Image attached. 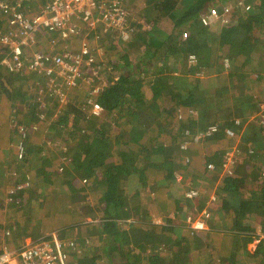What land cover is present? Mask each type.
Listing matches in <instances>:
<instances>
[{"label":"trees","instance_id":"1","mask_svg":"<svg viewBox=\"0 0 264 264\" xmlns=\"http://www.w3.org/2000/svg\"><path fill=\"white\" fill-rule=\"evenodd\" d=\"M122 1L128 6L136 0ZM221 1L180 0L175 12L172 9L168 13L165 12L168 8H160L159 0H148L147 10L154 12L153 20L145 19L148 27L134 23L132 37L121 46L110 37L102 40L104 34L96 33L92 42L93 39L100 41L104 48L102 59L95 56L97 73L91 77L88 74L82 80L86 82L83 94L77 92L72 98L67 91L70 89L65 88L68 101L63 104L49 90L47 80L37 86L26 74H13L7 69L3 76L0 71V214L6 215L4 220L0 219L2 242L14 244L11 247L21 245L17 242L18 235L9 237L10 234L4 233L3 236V231L9 228L16 233L21 225L16 219L29 214L32 207L36 211L42 208L51 192L49 187L54 185L59 186L57 193L76 195L77 202L73 211L71 208L69 211L74 235L67 239L74 240L81 249L72 255L79 259L78 264H105L113 243L121 250L117 264H174L178 255L186 258L181 264H264V237L257 234L264 233V183L248 197L241 196L240 192V187L245 185L241 182L244 172L249 171L246 170L248 165L253 168L250 171L255 178L264 171V163L253 162L255 155L264 154V128L260 130L253 122L257 118L249 120L252 114H241L243 123L236 124V117L230 112L232 106L242 103L246 97L250 99L243 102V106H247L248 111L259 108L260 100L245 93L264 85V0H231L226 17L232 20L223 24L221 30L209 34L206 27L210 25L202 22L207 14L204 12L209 13L210 7L223 11L225 4ZM7 27L6 18L0 12V30L6 31ZM186 31L192 34L188 45L183 36ZM39 36L42 50L48 51V41L54 33L44 30ZM137 48L139 51L133 60L129 53ZM191 53L196 55L193 63H189ZM2 58L0 52V61ZM226 61L229 72L224 71ZM87 70V73L93 71ZM96 85L99 86L97 92L93 89ZM243 88L247 92L244 93ZM237 90L241 92L238 94ZM90 99L100 104L104 112H93ZM159 100L164 102L163 106ZM211 109L221 125L206 142L226 135L229 139H221L230 145L236 139L234 133L245 129L242 141L247 148L239 150L233 173L224 174L216 184L217 200L223 201L221 213L233 208L235 218L228 216L225 225H215L214 212L210 211L211 229L193 234L185 229V235L176 232V224L159 225L158 232L168 237V242L174 241L175 250H156V245L147 250V245L140 244L133 249L123 227L124 221L132 218L142 222L152 211L151 201H158L157 205L167 210L174 208L181 200L173 195L172 189L182 188L183 182L192 185L197 180L199 172L192 165L199 159L190 154V162L182 161L184 151L180 142L186 125H192L195 117V120L206 119ZM20 142L25 145L21 157L13 148ZM6 147L10 149L7 163ZM224 159L225 151L217 160L210 158L209 162H214L217 170L208 169V162L199 160L205 170L201 182L206 189L214 188ZM35 162L40 166L36 168ZM13 163L15 168H12ZM155 168L166 170V174L158 190L152 193L148 175ZM29 181L42 191L26 198V189L19 185ZM211 181L212 186L208 185ZM160 184L166 192L164 201L161 197L158 200ZM8 188L14 192L6 194ZM189 189V197L185 199L193 195ZM90 191L99 196L103 217L98 222L87 221L82 214L83 205L90 203ZM7 195L14 199L9 201ZM143 200L147 202L141 203ZM31 212L35 217L36 212ZM35 220L33 218L30 228L26 229L32 232L33 239L37 231L32 230L40 222ZM248 220L252 224H247ZM63 222L60 219V223ZM10 233L13 235V231ZM257 239L256 248L250 249L248 245ZM97 241H100V252L93 254ZM109 262L111 264V260Z\"/></svg>","mask_w":264,"mask_h":264},{"label":"built area","instance_id":"2","mask_svg":"<svg viewBox=\"0 0 264 264\" xmlns=\"http://www.w3.org/2000/svg\"><path fill=\"white\" fill-rule=\"evenodd\" d=\"M35 3L36 10L33 8ZM228 11V6H224L222 12L218 7H212L209 13L204 14L202 22L206 26L219 20L226 24L229 22L226 17ZM0 12L6 18L8 26L6 31L0 30V46L3 49L1 63L13 74L21 72L27 76H41L43 80H47L46 85L52 94L62 103L68 101L65 88L79 86L87 68L93 70L92 75L97 73L90 36H97L98 28L104 34L117 35L118 41L127 42L134 33V23H144L133 19L132 11L122 0H0ZM44 30L54 33L50 44L48 43V51L39 48L38 35ZM183 36L186 41L190 38L188 31L184 32ZM195 60L196 55L190 54V62ZM89 103L95 113L104 112V108L93 99H90ZM256 117L255 114L250 119ZM235 122L242 125L243 120L236 118ZM218 131L219 124L215 122L206 124L196 132L187 129L181 149L186 150L193 142L197 143ZM238 145L239 141L225 153L220 167V178L224 174L233 173V166L241 150ZM17 149L21 157L25 152V145L20 142ZM186 162H190V157L186 158ZM207 167L214 170L217 165L208 162ZM260 179H264V172ZM19 188L28 187L22 184ZM10 192L14 190L10 189ZM195 193L194 191L193 194ZM13 199L14 197L9 195L8 200ZM216 199L214 191L205 207L197 213L187 214L186 219L192 234L207 229L209 206ZM9 233L8 230L7 235ZM69 250L79 251L75 241L62 239L52 232L35 239L27 238L19 247L5 245L0 250V264H69Z\"/></svg>","mask_w":264,"mask_h":264},{"label":"crops","instance_id":"3","mask_svg":"<svg viewBox=\"0 0 264 264\" xmlns=\"http://www.w3.org/2000/svg\"><path fill=\"white\" fill-rule=\"evenodd\" d=\"M36 5V3L34 4V6ZM211 8V7H210ZM210 8L208 9V11L210 10ZM34 9H37V6H36V8H34ZM175 10H176V8H174V10L172 11V12H175ZM207 11V10H206ZM204 12V13H208V12ZM179 14V13H178ZM172 17L173 18H177V16L174 14V13H172ZM216 24L217 23V21H214L213 22V24ZM223 26V25H222ZM221 26V27H222ZM214 27V26H213ZM216 29H218V26H216ZM220 30H221V28H220ZM192 36V35H191ZM94 37V36H93ZM38 39L40 40V41H42V38L38 35ZM51 40H52V38L51 39H49V41H48V43L50 44V42H51ZM40 43V42H39ZM188 45V44H187ZM58 48V47H57ZM0 52L3 54V49H2V47L0 46ZM224 66H225V72H229L230 71V69H229V67H227L226 66V64H224ZM243 90V92L245 93V92H247V90L246 89H242ZM254 91H249L247 94L245 93V96L247 95V96H251V98L252 99H254V100H256L257 99V96L258 95H260L261 93H263V91H264V85H263V87L261 88V86H259V88L257 87V88H254L253 89ZM257 90V92H255ZM241 92V90H237V93L239 94ZM237 106L238 105H240L241 106V108H240V112H239V114H243L244 113V111H243V109H242V106H243V102L242 103H239V104H236ZM213 109H211L209 112H208V114H206V116H205V118L206 119H200V118H198V119H196L195 120V118H194V120H192L191 121V123L193 122V121H195V122H193L192 123V125H186V126H188L186 129H184V130H187L188 128H190V130H192L193 132H196L197 130H195L197 127L198 128H203V127H205V124H206V121H204V120H207V116H208V118H210L209 120H208V123L210 122H215V123H218V124H220L221 125V123L220 122H218L219 121V119L217 118V116H216V114H215V112H214V114H213ZM230 112H232L233 113V115H235V114H238V112H237V110H235L234 111V109H233V106H232V108L230 109ZM246 114H248V112L246 113ZM234 117V116H233ZM195 123H199V124H201V125H199V124H195ZM207 123V124H208ZM222 129H224V127H222ZM262 130V129H261ZM228 136H230V135H228ZM224 137H227L226 135H220V137L219 138H217V139H215V140H211V141H207L206 142V139L208 138V137H206L205 138V143L203 144V145H201V143H192L191 144V146H190V148L187 150H182V151H184V152H181V154H182V161H184V156H189L190 157V154H189V151H190V149L193 147H195V146H197V148H200L201 150H203V151H206L207 153L205 154V156H203L204 158H202L200 161H202L203 163H205V161H207V162H209V160H210V158L212 157L213 159H215V160H217V159H219V157H220V155L222 154V152L223 151H225V149H228L232 144V141H231V143H230V145L229 144H227V143H225L226 142V140H222L221 138H224ZM180 138H181V136H180ZM185 137H184V133H182V138H181V142H180V139H179V141H178V143L180 142V146H181V144H182V141H183V139H184ZM216 138V137H215ZM228 138V137H227ZM226 138V139H227ZM220 139V140H219ZM229 139V138H228ZM243 144L244 145H246L244 142H243ZM244 145H243V148H244ZM212 147V150L211 151H209V149ZM14 149H16V151L18 150L17 149V146H14L13 147ZM193 148H192V150H191V155L194 157V158H196V152H194L193 151ZM246 148H247V145H246ZM10 150V149H9ZM210 157V158H209ZM209 158V159H208ZM200 161L199 160H197L195 163H193V165H192V167L193 168H197V169H195V171L196 172H199L198 174V178H197V180H195L194 182H193V185H196V183H198V187L196 188V189H199L200 188V186H202L203 184H202V182L201 181H203L202 179H201V176H203V173L202 172H204L205 173V170H204V168H200V166H197V164L198 165H200ZM206 162V163H207ZM258 163V162H257ZM251 166L250 165H248L247 166V169L246 170H249L248 172H244V174H245V177L243 176L242 178H244L243 179V182H241V185H244V186H242V187H240V192H241V196L242 195H244L245 197H248L249 195H251L252 194V192L254 191V190H256V189H258V188H260L261 187V185L264 183V181L262 182L261 180H258V177L257 178H255V176H253V174H252V171H250V169H253V168H250ZM218 169V167H216V169H214V170H217ZM168 171V170H167ZM166 172V170L164 171V170H162V169H154V170H151V173L148 175V176H150V183H149V186H151V188H150V190L152 191V193L153 192H156L157 190H158V184L161 182V179L163 178V174H166L165 173ZM221 172V171H220ZM247 173H249V174H247ZM168 172H167V176H168ZM247 174V175H246ZM260 175V174H259ZM190 177V176H189ZM189 177H188V179H189ZM165 178H167L166 177V175H165ZM179 178H181V176H179ZM190 184V183H189ZM212 184H213V181H211L210 183H208V185H210V186H212ZM161 185L162 184H160V187H161ZM186 186H188V187H190L191 185H188V184H186V183H184L183 185H182V188L181 187H179V189L177 188V187H174L173 189H172V193H173V195L176 197V198H178L179 200H181V201H184L183 203L180 201V202H176L175 203V205H174V208H171V209H164V208H162V207H160V205H157V203H158V201H157V203H155V202H153V201H151L152 203H153V207H152V211L150 212V215L148 216V217H146V218H143L142 219V222H140L139 220H136V219H132V218H130V219H126L125 221H124V223H125V225L123 226L124 227V230H126L127 232H128V235H129V241H131V239L132 238H134V237H136V238H138V241H139V237H145V238H147L148 239V241H147V243H149L150 242V240H153L154 239V237H155V233H157V231H158V229H160V228H156L157 226L158 227H160L159 225H168L169 223H171L172 225H174V224H176V225H178L179 226V222H181V221H183L184 222V224H186V225H184V228L186 229V230H190V228L188 227V224H187V222H185V220H186V217L185 216H182L181 214H179V213H181L182 212V214L183 213H186V212H188L189 210H190V207H192V209L190 210L192 213H196V212H198L199 210H200V208L202 207H204V205L206 206L207 205V203H204V205H203V202L201 203V201H198V193L196 194H193V195H190L191 196V198H189V199H185V196L186 197H189L188 196V194H187V192H184V191H186L185 189V187ZM194 187V186H193ZM192 187V188H193ZM203 187V186H202ZM149 189V188H148ZM202 189V188H201ZM179 190H180V192H179ZM182 192V193H181ZM144 193V192H143ZM146 193L148 194L149 193V191L147 190V188H146ZM209 193V192H208ZM60 194V193H59ZM62 197H67V196H65L64 194H60ZM185 195V196H184ZM207 195H209V194H206V196ZM181 196H183L182 198H181ZM161 197V201H164V199L166 198L167 199V197H166V192L162 189V187H161V192L158 194V200H159V198ZM209 197L210 196H207V198L209 199ZM8 198V197H7ZM154 198V197H153ZM208 201V200H207ZM142 202H147V201H145V200H143V201H141V203ZM138 203L140 204V201L138 200ZM49 204V202H48V200L47 199H45V204L42 206V208H39L38 209V211H36L35 209H31L30 211H29V214L28 213H26V215H20L19 217H22V219H20V218H17L16 220H18L19 222H20V224L21 225H24L23 226V228L21 229V236H23V239L21 240L20 238H19V241H18V239H17V241H18V243H20L21 245L22 244H24L25 242H26V240H27V237L26 236H28V235H30L31 236V238H32V232L30 233V234H27L28 232H27V227L29 226V228H30V225H31V220L34 218H36V222L38 221V220H41V219H45V217H50V216H53V217H55V219L53 220V222L56 224H52V226H50V225H48V224H46L44 221H40L38 224V226L37 227H35V229H33L32 231H37V233H41L42 232V234H44V231H46L45 232V234H48V233H52V232H55V233H57L58 235H59V232L62 234V235H64L65 233L66 234H68L69 235V237H67L68 239H71V235L73 236L74 235V230H71V226H72V223H73V220H72V218H71V215H70V212L68 213V212H65V213H59L57 216H54L53 214H52V211L50 210V208H51V206L50 205H48ZM212 204H214L213 206H212V209L210 208V206H209V210L211 211V212H214V216H213V219H215L214 221H216V223H215V225H225V219H228V216H231V219H232V217H233V219L235 218V209H233V208H231V209H229L228 211H227V213L225 212H223V213H221V204H223V201H221V199L220 200H215ZM211 204V205H212ZM183 207H185V208H183ZM163 210H162V209ZM184 210V211H183ZM31 211H35L36 212V216L34 217L33 216V213L31 212ZM211 212H210V214H211ZM47 213L48 214H50V215H47ZM28 214V215H27ZM82 214L84 215V216H86V220L87 221H92V220H94L95 219V221L96 222H98V221H100L99 219H101L102 217H103V213L102 212H100L99 214H96L95 213V216H89L88 215V213H87V211H85V213L82 211ZM210 217V216H209ZM209 217L206 219V222H207V229H205V230H209V229H211V225L209 224V222H208V220H209ZM60 219H61V221H64L63 223H60ZM183 219V220H182ZM157 220H160L159 222H157ZM133 221H135L133 224L131 223V222H133ZM43 224V225H42ZM49 226V229H45L46 228V226ZM214 225V226H215ZM138 227V228H137ZM6 229V230H5ZM4 230H5V232L3 231V236H4V233H5V235L6 236H8L7 235V230H9V232H12L13 231V235H12V233H9L10 235H9V237L10 236H12V237H15L16 236V233L14 232V230L13 229H9V228H5ZM12 230V231H11ZM82 230H85L84 228H82ZM205 230H201V231H205ZM86 231V230H85ZM85 231H84V233H85ZM156 231V232H155ZM72 232V233H71ZM197 232H200V231H197ZM71 234V235H70ZM158 234H162V233H160V232H158ZM257 234H259L261 237H264V233H262V232H258ZM86 235V234H85ZM59 237H60V235H59ZM2 238V237H1ZM1 238H0V249H2L7 243L6 242H4V240H3V242H2V240H1ZM4 238V237H3ZM68 239H66V240H68ZM99 243H100V241H97L96 243H95V246H94V248H93V250H92V253L94 254H99V252H100V245H99ZM144 242H141L140 243V245H147V243L145 244H143ZM2 244V245H1ZM150 244V243H149ZM7 245H9V246H13V245H10V244H7ZM20 245V246H21ZM129 245L130 246H132V248L133 249H137V247H139V245L137 246L136 244H133V243H131V242H129ZM147 247H148V249L147 250H149V249H151V247H152V245H147ZM120 247H119V245L118 244H115V243H113V245H112V249H111V251H110V255H109V257H107L108 259H105L106 261H104V263L105 264H110V262H109V260H111V264H117L118 263V260H120L118 257H120ZM74 252H76V250L75 251H73V250H69V253H68V263L69 264H78V260L79 259H75L74 258V256H72L73 255V253ZM78 252H81V249H79V251ZM117 257V258H116ZM121 258V257H120ZM183 258V256L181 255L180 257H178V258H176L175 260H174V264H180L181 263V259ZM185 260V259H184ZM124 264V263H123Z\"/></svg>","mask_w":264,"mask_h":264},{"label":"rangeland","instance_id":"4","mask_svg":"<svg viewBox=\"0 0 264 264\" xmlns=\"http://www.w3.org/2000/svg\"><path fill=\"white\" fill-rule=\"evenodd\" d=\"M130 1H133V0H130ZM179 1L180 0H159V2H160V8L162 9V6L164 7V8H168V9H166L165 10V12H167L168 11V13L172 10V9H174V8H178V7H175V5L176 6H178L179 5ZM221 1V0H220ZM222 3H224L225 4V6H228L229 8H230V4H231V0H226V2H224V1H221ZM133 4H130V5H128L127 6V8L128 9H130L131 11H132V17H133V19H136V21H138L139 22V20L140 21H143L144 23L143 24H145L147 27H148V24L146 23V21H145V19H147V20H153V17H154V12H148V10H147V7H149L150 5V3L153 5V4H155V2L154 1H151L150 3L148 2V0H140V2H138L137 0L136 1H133L132 2ZM173 7V8H172ZM33 8H34V4H33ZM36 10V9H35ZM220 12H222V11H220ZM167 13V14H168ZM150 20V21H151ZM229 20H232V19H229ZM223 24H222V22L219 20V21H217V23L215 24H211L209 27H206L207 28V30L209 31V34H214V33H216L218 30H220V28H221V26H222ZM214 26V27H213ZM216 26H218V29H216ZM97 31L99 32V33H102V31H101V29L100 28H98L97 29ZM102 34H104V33H102ZM190 35V38L189 39H187V44H189V42H190V39H191V35L192 34H189ZM93 36H94V34H93ZM93 36H90V38H91V45H92V47H93V50H94V54H95V56L96 57H98V59L100 60V59H102V57H103V54H104V48L101 46V43H100V41H96V40H94L93 39V41L94 42H92V37ZM103 37V36H102ZM108 37H110V38H112L113 39V42L114 43H116V44H118L119 46H121L120 44H122L123 43V41H121V40H117V39H119L118 38V36L117 35H111V34H104V37L102 38V40H108ZM96 41V42H95ZM42 43V41H40V46H39V48H41L42 46H43V43ZM185 45H186V43H185ZM42 49V48H41ZM1 50V49H0ZM138 51H139V49L137 48V49H135V52L133 53V52H130L129 54H130V56L132 57V59L133 60H135V57H136V55H137V53H138ZM191 54H194V53H191ZM195 55V54H194ZM189 63H191L190 62V56H189ZM226 66L227 67H229V62L228 61H226ZM0 71L2 72V74H3V76H5V73L6 72H8V70H7V68L1 63V61H0ZM89 70H87L86 71V74H85V77L87 76L88 77V74H89V76L90 75H92V72L93 71H91V72H89V73H87ZM199 75H203V73L201 72V70H199V73H198ZM84 77V78H85ZM28 79H29V81L30 82H35V84L37 85V83H42L43 82V78L41 77V76H39V75H33V77H32V75H30V76H28L27 77ZM24 83V82H23ZM83 83V84H82ZM82 83H81V85L79 84V86H77V87H73V88H70V90H67L68 92H69V97H71L72 96V98H74V96L76 95L77 96V92H80L81 94H83L85 91V84H86V82L85 81H82ZM25 84L27 85L28 83L27 82H25ZM38 86V85H37ZM25 87V86H24ZM23 87V90L25 89ZM98 88H99V86L98 85H96V86H94V88L93 89H95V92H97L98 91ZM94 91V90H93ZM32 93L33 94H36V91H32ZM39 93H41V92H39ZM43 95H44V93H42ZM73 94V95H72ZM250 98L249 97H246V98H243L242 99V102H246V101H248ZM94 100V99H93ZM260 100V102H259V108L256 110V111H254V110H252V111H248V107L247 106H242V109H243V111H244V114H246L247 112H248V114H252V115H257V119H255L253 122H255L257 125H258V128L261 130H263V128H264V122L262 121V120H264V92L263 93H261L260 95H258L257 96V101H259ZM256 101V102H257ZM94 102H95V100H94ZM159 103H160V105L161 106H163V104H164V102L162 101V100H159ZM240 108H241V106L240 105H234L233 106V109H234V111L235 110H237V112H238V114H235L234 115V118L236 117V118H241L242 119V117H241V114H239V112L241 111L240 110ZM14 109V108H13ZM12 111V110H11ZM92 111H93V109H92ZM197 111V110H196ZM13 112V111H12ZM94 112V111H93ZM213 112V111H212ZM213 114H214V112H213ZM182 115V114H181ZM251 115V116H252ZM245 116H247V115H245ZM250 116V117H251ZM259 116H261V117H259ZM263 116V117H262ZM259 117V118H258ZM178 118H181L180 117V114H179V116H178ZM211 118V117H210ZM210 118H208V116H207V120H204V121H206V124L208 123V120L210 119ZM259 119V120H258ZM249 120H251V119H249ZM192 121V120H191ZM11 122H12V120H11ZM10 122V123H11ZM193 122H195V121H193ZM210 123V122H209ZM47 124V123H46ZM178 124V123H177ZM195 124H199V123H195ZM206 124H205V126H206ZM199 125H201V124H199ZM8 134H10V131H11V127L10 126H8ZM188 129H190V128H188ZM200 128H196L195 130H199ZM175 130V129H174ZM244 131H245V129H241L240 131H238V132H236V133H234V135H233V137H235L236 139H235V141L233 142V144H232V146H230L228 149H225V153L227 152V151H229V150H231V148L233 147V146H236V144L238 143V141H239V147L240 148H242V149H245L246 148V145H244L243 144V141H242V136H244ZM185 132V130H183V133ZM42 137H40V139H41ZM39 139V140H40ZM47 139H49V137L47 138ZM51 143H53V142H51ZM198 143H201V145H203L204 143H205V138H202V139H200L199 140V142H197V144ZM17 144V143H16ZM243 145H244V148H243ZM191 146V145H190ZM190 146L187 148V150L190 148ZM54 147V146H53ZM54 149H57V148H54ZM7 150V151H6ZM193 151L194 152H196V159H199V160H201L202 158H204L203 156H205V154L207 153L206 151H203V150H201L200 148H197V146H195L194 148H193ZM5 153V158H6V160H5V162L7 163V161H9L8 160V157L10 158V151H9V147H6V149H5V151H4ZM189 154H191V151H189ZM187 157H189V156H187ZM186 156H184V160H186V158H187ZM253 162H255V163H264V154H262V153H260L259 155H255L254 156V158H253ZM38 163L39 162H35L34 163V166L37 168V167H39L40 165H38ZM15 163H13L12 164V168H15L16 166L14 165ZM6 165V164H5ZM10 164L8 163L7 164V167L9 166ZM262 165H264V164H262ZM19 166H20V164H19ZM197 166H200V168L202 167V164L201 165H198L197 164ZM7 167L5 166V167H3L4 169H3V171H4V173H6V169H7ZM24 167V165H22L21 167H20V169H22ZM62 169H63V167H61ZM264 171H262L261 173H259L260 175L258 176V180H261L262 182L264 181V179H260L261 178V176H262V173H263ZM221 178H219L217 181H216V183H215V185H214V188L213 189H206V187H204L203 185V187L202 186H200V188L199 189H196L199 185H198V183H196V185H191L190 187H188V186H186L185 188V190L186 191H184V192H187V190L189 189V193H192L193 194V192L195 191L196 193H198L199 195V197H198V201H201V203L203 202V205H204V203H207V200H209L208 198H207V196H210V194H212L214 191H216L217 190V187H216V184H218L219 183V180H220ZM31 181H29V185H28V183H26L25 184V186L26 187H28V188H26V193H25V197L26 198H28V196H32V194H33V196H36V194H38V191L39 190H41L42 191V189L38 186L37 187V185L36 184H34V182H32V184L30 183ZM183 183H185V182H183ZM47 186H48V184H47ZM194 186V187H193ZM59 187V186H58ZM58 187H55L54 185H52V186H50L49 188V190L51 191L49 194H48V197H47V200H48V202H49V204L48 205H50L51 206V208H50V210L52 211V214L54 215V216H57L59 213H65V212H68L69 213V211H70V208L72 209V211H73V205H74V203H76L77 202V199H76V195H70V196H67V197H62L59 193H57L56 192V190H57V188ZM193 187V188H192ZM202 188V189H201ZM6 194H9V192H10V189L8 188V189H6ZM56 192V193H55ZM179 192H180V190H179ZM209 192V193H208ZM43 193V192H42ZM89 193V196H90V203L89 204H86V205H83V207H82V211L85 213V211H87V213H88V215L91 217V216H95V213L96 214H99L100 212H101V208H100V206H99V203H98V201H99V196L97 195V193H95V192H93V191H90V192H88ZM87 193V194H88ZM182 193V192H181ZM35 194V195H34ZM44 194V193H43ZM206 194H209V195H207L206 196ZM44 195H47V194H44ZM185 196V195H184ZM7 197L9 198V196L7 195ZM181 197H183V196H181ZM10 201V200H9ZM214 204H212L211 206H213ZM204 207H205V205H204ZM192 207H190V209H191ZM32 209H35L34 207H32ZM210 211V210H209ZM191 211L189 210L188 212H186V213H183L182 214V212L181 213H179V214H181L182 216H185V217H187V214L188 213H190ZM5 214H0V219H2V220H4L5 218H6V215L4 216ZM47 215H50V214H48L47 213ZM55 219V217H53V216H50V217H45V219H41L40 221H44L46 224H48V225H50V226H52V224L54 223L53 222V220ZM183 220V219H182ZM249 221H251V220H248L246 223L247 224H252V222H249ZM185 222H187V224H188V221H187V219L185 220ZM55 224V223H54ZM3 225V228H4V226H6V221H5V223L4 224H2ZM25 225V224H24ZM24 225H20L18 228H17V232H16V235H18L19 236V238L22 240L23 239V236H21V229L23 228V226ZM43 225V224H42ZM46 226V228L45 229H49V226ZM56 225V224H55ZM179 225L180 226H177L178 227V230L176 231L178 234H181V235H185V228H184V225H186V224H184V222L183 221H181V222H179ZM138 228V227H137ZM2 229V228H1ZM12 231V230H11ZM45 232L46 231H44V234H45ZM156 232V231H155ZM31 233V231H28V233L27 234H30ZM72 233V232H71ZM20 234V235H19ZM44 234H42V232L41 233H36L33 237L34 238H38V237H41L42 235H44ZM59 235H60V237L61 238H65V239H67V237H69V235L68 234H64L63 236H61L62 234L59 232ZM71 235V234H70ZM155 235V237H154V239L153 240H150V244L149 243H147V241H148V239L147 238H145V237H139V241H138V238H136V237H134V238H132L131 239V243H133V244H136L137 246L141 243V242H144L145 244L147 243V245H156V250H160V249H162V248H167L168 250H175L176 249V245L174 244V241H171V242H168L169 240H167L168 239V237H166L164 234H158V231H157V233H155L154 234ZM72 236V235H71ZM27 238H31V236L30 235H28V236H26ZM94 237V236H93ZM19 241V240H18ZM17 241V242H18ZM258 241H259V239H257V240H255L254 242H252V243H250L249 245H248V247L250 248V249H255L256 248V246H257V243H258ZM143 243V244H144ZM178 257H180V255H178ZM117 258V257H116ZM118 258H120V257H118ZM184 259H186L185 257H184V255H183V258L181 259L182 261H181V263L184 261ZM180 263V264H181Z\"/></svg>","mask_w":264,"mask_h":264},{"label":"bare ground","instance_id":"5","mask_svg":"<svg viewBox=\"0 0 264 264\" xmlns=\"http://www.w3.org/2000/svg\"><path fill=\"white\" fill-rule=\"evenodd\" d=\"M63 104V103H62ZM58 235V234H57ZM59 236V235H58ZM61 238V237H60Z\"/></svg>","mask_w":264,"mask_h":264}]
</instances>
